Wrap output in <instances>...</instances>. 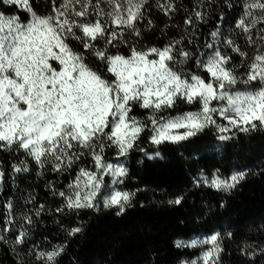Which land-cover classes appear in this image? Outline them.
I'll return each instance as SVG.
<instances>
[{
    "label": "snow or ice",
    "instance_id": "obj_1",
    "mask_svg": "<svg viewBox=\"0 0 264 264\" xmlns=\"http://www.w3.org/2000/svg\"><path fill=\"white\" fill-rule=\"evenodd\" d=\"M225 3L233 7L229 0ZM202 4L197 0L185 18L189 28L206 22ZM45 6L50 11L42 14L37 0H0V151H22L40 170L58 174L70 173L85 157L91 159V167L78 166L67 190L50 189L62 201L56 212L79 215L82 210L98 212L102 205L121 215L132 206L135 193L120 187L128 170L107 158L109 149L119 161L133 151H145V137L159 149L186 144L208 131L219 141L264 132V0H242L235 20V29L255 49L243 74L223 49L236 53L240 66L248 53L223 37L219 26L209 34L204 51L196 54L184 38L162 47L139 46L142 26L153 27L150 19L144 24L149 0H47ZM155 7L169 18L178 11L174 0H155ZM180 103L195 110L173 115ZM135 108L145 111L143 119ZM12 168L15 173L30 170L27 159ZM247 175L240 171L223 177L217 172L211 178L202 175L196 183L231 192ZM4 183L0 166V190ZM182 201L177 197L169 203ZM5 207L9 218L3 231L8 232L14 224L13 205ZM42 211L44 205L35 215ZM21 219L33 224L27 213ZM20 228L14 243L23 245L29 230L23 224ZM81 231L80 226L67 229L69 236ZM197 244L210 245L200 264H222L220 233L176 246ZM65 248L55 245L35 255L42 264H59Z\"/></svg>",
    "mask_w": 264,
    "mask_h": 264
},
{
    "label": "trees",
    "instance_id": "obj_2",
    "mask_svg": "<svg viewBox=\"0 0 264 264\" xmlns=\"http://www.w3.org/2000/svg\"><path fill=\"white\" fill-rule=\"evenodd\" d=\"M174 2L178 11L169 18L155 7V0H149L151 7L144 24L150 19L153 27L142 26L139 46L162 47L173 39L184 38L188 50L196 54L204 51L209 34L219 26L223 37L235 40L248 53L249 59L240 66L241 58L223 49L233 57L238 73L243 74L255 49L234 26L242 0H229L232 8L226 6L225 0H203L200 10L206 13V22H196L194 28L184 21L197 6V0ZM37 3L42 14L50 11L45 6L47 0ZM120 51L128 54L126 48ZM189 110H195V106L180 103L172 114ZM134 113L142 119L146 115L139 108ZM141 147L145 151H133L119 161L114 150L106 153L109 160L128 170L120 187L135 193L132 206L121 215L116 214L117 209L102 205L98 212L82 210L79 215L55 211L62 201L50 189L54 186L58 191L67 190L78 166H92L90 158L80 160L70 173L58 174L47 168L40 170L22 151H0V166L5 172L0 190V235L5 238L0 241V264H42L35 252L49 251L55 245H66L59 264H200V257L210 245L178 248L176 244L201 241L215 233L221 236L222 264H264V132L238 134L234 140L219 141L214 132L208 131L186 144L163 145L159 149L145 137ZM25 159L30 170L15 173L12 166ZM240 171L248 175L231 192L196 183L202 175L211 178L218 172L228 177ZM177 197H183L180 205L169 203ZM9 202L13 205L14 224L11 231L5 232L4 224L9 218L5 205ZM40 205H44V211L36 216ZM25 213L32 217V225L21 219ZM22 224L29 230V237L25 244H15ZM75 226L82 231L69 236L67 229Z\"/></svg>",
    "mask_w": 264,
    "mask_h": 264
}]
</instances>
